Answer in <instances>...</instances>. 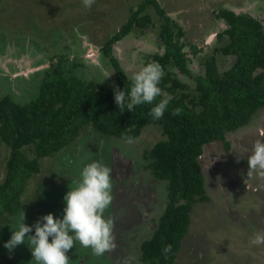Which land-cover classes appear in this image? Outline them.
Instances as JSON below:
<instances>
[{"label": "rangeland", "instance_id": "obj_1", "mask_svg": "<svg viewBox=\"0 0 264 264\" xmlns=\"http://www.w3.org/2000/svg\"><path fill=\"white\" fill-rule=\"evenodd\" d=\"M142 1L95 0L87 9L82 0H0V100L9 95L19 103L30 102L38 94L45 70L59 61L70 76L117 88L115 70L101 47ZM158 1L185 30L182 40L193 76L204 72L207 56L228 40L218 39V33L227 28L218 18L219 10L249 13L264 24V0ZM146 13L153 24L135 27L114 44L113 54L129 78L155 63L154 54L164 51L159 38L162 18L153 6ZM192 45L198 46V53L192 51ZM217 59L221 71L234 62L233 56L221 53ZM169 70L188 85L186 91L195 92L192 75L173 65ZM261 131L264 107L247 125L227 133L229 149L221 140L204 145L200 161L210 199L194 205L175 264H264V243H252L257 234L264 235V176L258 172L247 175V157L252 144L262 139ZM163 138L162 127L157 125L144 128L131 143L86 125L73 142L42 158L40 172L26 183L20 212L0 218V264H36L27 244L10 253L5 242L23 213L27 225H35L48 213L62 219L65 194L78 186L83 168L94 161L111 170L112 200L103 215L112 221L117 248L96 256L90 247L75 242L66 253L69 264H149L142 258L141 244L158 227L168 201V182L152 174L144 153ZM25 151L33 158L29 147ZM9 156L10 148L0 138V182ZM34 231L33 227L29 235Z\"/></svg>", "mask_w": 264, "mask_h": 264}, {"label": "trees", "instance_id": "obj_2", "mask_svg": "<svg viewBox=\"0 0 264 264\" xmlns=\"http://www.w3.org/2000/svg\"><path fill=\"white\" fill-rule=\"evenodd\" d=\"M150 6L162 18L159 38L164 51L153 56L163 70L158 86L173 98L163 118L153 120L148 115L161 96L152 104L121 112L114 100V88L66 74L62 61L52 63L44 72L36 98L19 103L6 95L0 100V138L10 148L6 175L0 182V218L20 212L26 183L40 172V160L73 142L86 125L104 136L124 140L139 137L149 125L161 126L164 138L144 156L152 174L159 180H167L168 201L158 227L151 238L142 242L141 253L149 264H175L189 231L194 205L210 199L200 161L204 145L221 140L229 149L227 133L247 125L264 107V24L247 13L219 10L218 18L226 22L227 28L218 34V39L228 40L207 56L204 72L193 76L182 40L185 30L158 0H143L101 47L115 70L117 88L126 95L133 81L113 54L114 44L135 27L144 29L153 24L146 13ZM191 48L194 53L199 52L197 45ZM220 53L234 57L225 71L219 68ZM170 65L193 76V94L169 70ZM177 106L183 111L173 116L171 112ZM26 147L34 153L33 158L28 156ZM169 244L171 252L165 259L163 249Z\"/></svg>", "mask_w": 264, "mask_h": 264}, {"label": "clouds", "instance_id": "obj_3", "mask_svg": "<svg viewBox=\"0 0 264 264\" xmlns=\"http://www.w3.org/2000/svg\"><path fill=\"white\" fill-rule=\"evenodd\" d=\"M82 3L85 8L91 9L95 0H82ZM162 77L161 67L149 63L132 76L133 83L127 95L124 90L114 88V100L120 111L123 112L125 108L134 111L138 105L152 104L158 96H161L163 98L150 109L148 115L153 120L162 119L173 99L165 95L158 86ZM182 111L177 106L173 108L171 114L177 116ZM260 136L262 139L252 144V152L247 157L249 176L253 172L264 176V131L260 132ZM125 139L129 143L132 142L131 137ZM110 171L98 161L86 165L81 172V182L64 196L66 206L63 210V218H55L52 213H48L38 219L35 225H27L24 223L23 213L17 222V229L12 230V235L5 242L4 247L11 253L17 246L27 244L32 252V260L36 264H69L66 253L74 247L75 242H79L83 247H90L96 256L115 251L117 245L112 233V221L105 219L103 215L112 200ZM33 227L34 234L29 235ZM252 243L254 245L264 243V235L257 234ZM171 248L170 244L164 246L165 259Z\"/></svg>", "mask_w": 264, "mask_h": 264}, {"label": "flooded vegetation", "instance_id": "obj_4", "mask_svg": "<svg viewBox=\"0 0 264 264\" xmlns=\"http://www.w3.org/2000/svg\"><path fill=\"white\" fill-rule=\"evenodd\" d=\"M247 14H249V13H247ZM250 15H251V14H250ZM252 16H253V15H252ZM253 17H254V16H253ZM255 18H256V17H255ZM257 19H258V18H257ZM259 20H260V19H259ZM225 23H226V22H225ZM219 33H220V32H219ZM219 33H218V34H219ZM25 221H26V220H24V222H25ZM88 250H89V249H88ZM89 251H91V250H89ZM77 253H78V252H77ZM0 255H1V254H0Z\"/></svg>", "mask_w": 264, "mask_h": 264}]
</instances>
